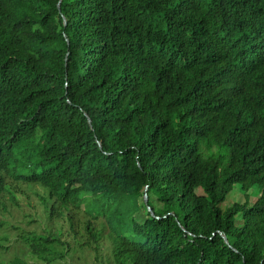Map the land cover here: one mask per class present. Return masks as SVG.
I'll return each instance as SVG.
<instances>
[{
    "label": "trees",
    "instance_id": "trees-1",
    "mask_svg": "<svg viewBox=\"0 0 264 264\" xmlns=\"http://www.w3.org/2000/svg\"><path fill=\"white\" fill-rule=\"evenodd\" d=\"M0 211V264H264V0H0Z\"/></svg>",
    "mask_w": 264,
    "mask_h": 264
},
{
    "label": "rangeland",
    "instance_id": "rangeland-1",
    "mask_svg": "<svg viewBox=\"0 0 264 264\" xmlns=\"http://www.w3.org/2000/svg\"><path fill=\"white\" fill-rule=\"evenodd\" d=\"M16 193V192H15ZM235 200H242V198H241V195L240 194H236L235 193V190H233L231 193H230V195H229V197H228V199H227V201L226 202H228V203H230V202H232V201H235ZM3 201H4V203H5V206L9 203V199H8V197L6 196L4 199H3ZM0 217H3V218H5L6 217V219H11V217L10 216H8L7 214H3L1 211H0ZM31 228V226H26V227H24V229H30ZM77 263V262H76Z\"/></svg>",
    "mask_w": 264,
    "mask_h": 264
},
{
    "label": "water",
    "instance_id": "water-1",
    "mask_svg": "<svg viewBox=\"0 0 264 264\" xmlns=\"http://www.w3.org/2000/svg\"><path fill=\"white\" fill-rule=\"evenodd\" d=\"M57 6H58V4H57ZM88 121H89V119H88ZM143 200H144V202H146V195L145 194L143 195ZM222 236H223L224 241L227 242L225 236L224 235H222Z\"/></svg>",
    "mask_w": 264,
    "mask_h": 264
},
{
    "label": "clouds",
    "instance_id": "clouds-1",
    "mask_svg": "<svg viewBox=\"0 0 264 264\" xmlns=\"http://www.w3.org/2000/svg\"><path fill=\"white\" fill-rule=\"evenodd\" d=\"M6 196H7V197H8V199H9V196H8V195H6ZM4 198H5V197H4ZM4 198H2L1 200L3 201V199H4ZM9 200H10V199H9ZM3 203H4V201H3ZM4 205H5V203H4Z\"/></svg>",
    "mask_w": 264,
    "mask_h": 264
}]
</instances>
